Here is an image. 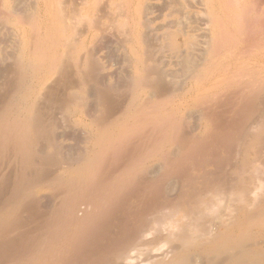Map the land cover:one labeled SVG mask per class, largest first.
Wrapping results in <instances>:
<instances>
[{
	"label": "bare ground",
	"instance_id": "obj_1",
	"mask_svg": "<svg viewBox=\"0 0 264 264\" xmlns=\"http://www.w3.org/2000/svg\"><path fill=\"white\" fill-rule=\"evenodd\" d=\"M32 3L0 0V27L17 41L13 79L0 50V82L11 72L1 84L11 95L0 104V264H264V36L247 34L264 4ZM154 13L164 23L151 31ZM113 31L132 79L117 110L94 88L105 83L95 46ZM197 121L225 132L226 154L190 139ZM71 129L88 146L67 163L56 141Z\"/></svg>",
	"mask_w": 264,
	"mask_h": 264
},
{
	"label": "rangeland",
	"instance_id": "obj_2",
	"mask_svg": "<svg viewBox=\"0 0 264 264\" xmlns=\"http://www.w3.org/2000/svg\"><path fill=\"white\" fill-rule=\"evenodd\" d=\"M21 1H23L24 3H27V4H30V3L33 1L34 4L32 3V5H36L35 2H37V0H32V1L28 0L30 3H28L27 0H21ZM26 1H27V2H26ZM238 1H239L241 4L244 2V0H238ZM248 1H250V0H248ZM252 3H253L254 5H257V7H258V4H259L260 6H262V5L264 4V0H252ZM260 6H259L258 8H260ZM198 8H201V6H198ZM216 8H218V5H217V4H216ZM194 10L197 11L196 9H192V11H194ZM37 11H39V9H38ZM39 14H40V11H39ZM156 14H158V13L147 14V16H145V17L148 19L147 21H149V22L152 20L153 17L156 19V20H155V19L153 18V20L151 21L152 23H150L151 31H152V29H154L155 26H156V27H159V24H160V23H162V24L164 23V22L160 19V17L158 18L159 14H158V15H156ZM37 16H39V15L37 14ZM40 16H41V14H40ZM41 17H42V16H41ZM156 17H157L158 19H157ZM37 18H38V17H37ZM149 18H151V20H150ZM38 19H41V18L39 17ZM156 24H158V26H157ZM162 24H161V26H162ZM262 24H263V25H262ZM3 26L6 27V25H3ZM3 26L1 25V27H0V28L2 29V32H1V29H0V38H1V40H0V41H1V43H0V50H2L1 48H3L2 53H4V52L7 50V53H10V54L8 55L6 52L4 53L5 55L3 54L7 59H6L3 55L1 56V57H2V60H4V58H5V61L7 60L6 63L4 62V63H5L4 65L2 64V65H3V69H2L1 71L4 72V68H6V67L8 68V66H9L8 70L12 69V70H10V71H12L13 74H12L10 71H8V73L10 72V73L12 74V76L14 75V76L12 77V76H10L11 74L9 75L8 73L5 74V73H2V72H1V73H2V77H1L2 82H0V85H1V84H2V85H3V84L7 85L6 83H10V82H11V79H9L7 82H6L5 80H3V79H6V80H7L9 77L13 79V78L16 76V73H14V72H16V71H15V67L12 66V65H15V64H14V63L11 64V62H12V61L15 62V61H16L15 59H16L17 57H16V58H13L12 61H11L10 57L12 58V56H13L14 54H15V55L17 54V50H16V49H17V46L15 45V44H17V43H16L17 41H14V40L16 39V38L14 37V36H15V32H12V31H11V30H14V28L11 27V26L9 27V25H7V27H9V28H7V27L5 28V27H3ZM262 26H263V27H262ZM156 27H155V28H156ZM257 27H259V26L257 25V26H256V29H254L253 31L249 30L248 33H247L248 36H249V34L251 35L250 37H252L251 39H253V40H257V38H259V37H261V36H264V32H263L264 30H262V29H264V20L261 21V25H260V27H259L260 30H259V28H257ZM3 28H4V29H3ZM5 29H7L8 32L10 31L9 34L13 33L14 35L11 34V35H13V37H12L11 35L8 36V35H7V31H6ZM9 29H10V30H9ZM261 30H262V31H261ZM5 31H6V32H5ZM212 31H213V30H212ZM212 31H211V32H208V34H209V35H210V34L212 35ZM220 31H221V30L219 29L218 32L220 33ZM250 31H251V32H250ZM4 32L6 33V35L4 34ZM114 33H115V31H113V32H109L108 34H106V35L104 34V35H105V36L108 35V37H109L110 34L112 35V34H114ZM2 34H3V35H2ZM252 34H254L255 37H254V35L252 36ZM4 35H5V36H8L10 39L12 38V40L9 42L8 45H9L10 47H12L13 49H15V51H14L12 48H11V49H10V48H6V47H9V46H7V45L5 46V44H7V42H8V40H7L8 37L6 38ZM111 35H110V37H111ZM10 36H11V37H10ZM105 36L103 37V39L98 40V43L101 41V42H100L101 44H100V43H99V44L97 43L95 47H97V45H98L99 48L97 47L96 49H98V50H99V49H102V48H103V49H102V50H99L100 53L98 52L99 54H95V55L97 56V60H98L97 62H98V64H99V70H98V71L100 72V73L98 72L97 74H100V76H103V75L105 76V75H107L108 77L105 76V77L102 78V77H100V76L98 75L97 79L100 78V79H102L101 83H102V82H103V83L105 82V83H104V85L101 84V87H99L100 84L98 83V80H100V79H98V80H97L98 87H94V88H96V90H99V91H98L99 93L101 92V93H100V94H101V95H100V100H101L102 97L107 96V93H108V96H110L109 99L111 98L110 101H111V102L113 101L112 104L116 102L115 104H116V105L119 104V105L121 106L120 108L122 109V108H123V104H122V103H125V101H126V103H127V101H128V100H127V99L129 98L128 95H130V92H131V91L129 92V90H130L131 87H132V86H128V85L131 84L130 80H132V79H131V77H130V76H131V72H130V71H131V66L129 65V63H125V62H124V61L127 60V59L122 58V55H120V54H124L125 57L127 56L128 58H130V57H129L128 52H126V51H128V50H127L122 44H120V42H122V40L119 42V41L116 39V41L119 42V43L117 42V44H119V46H118L117 44H116V45H117V46H116V45H115L116 41L113 40V39H115L116 37H113V36H112L110 39H108V38L106 37V39H105ZM115 36H116V35H115ZM248 36H247V37H248ZM250 37H248L247 39H249ZM3 38H4V39H3ZM5 38H6V39H5ZM254 38H255V39H254ZM2 39H3V41H2ZM10 39H9V40H10ZM121 39H122V38H121ZM5 40H6V41H5ZM108 40H109V41H110V40H113V41H115V42H114V43H113V41L109 42ZM249 40H250V39H249ZM4 41H5V44H4ZM12 41H14V42H12ZM2 42H3V43H2ZM11 42H12V43H11ZM251 42H253V41L251 40ZM10 43H11V44H10ZM13 44L16 46V48H15V46H14ZM102 44H104V45H103L104 47L102 46ZM3 45H4V46H3ZM114 45H115L116 47H119V49H120V50H118V48H117V49L115 48V49H116L115 52H116L117 54L114 52V50H115V49H114V47H115ZM120 45H121L122 47H121ZM13 46H14V47H13ZM101 46H102V48H101ZM123 47H124V49L126 50V51H125L126 53H124V49H123ZM4 48H6V49H4ZM8 49H9V50H8ZM96 49H95L94 51L97 52L98 50H96ZM104 49H105V50H104ZM111 49H112V51H113L114 53H112V52L109 53V52L111 51ZM122 49H123V50H122ZM11 50L14 52L13 55H12V52H10ZM120 51H122V52H120ZM113 54H115V56H114ZM10 55H11V56H10ZM99 55H100V56H101V55H103V56H105V55H106V56L109 55L110 58H108V56H107V57L105 56V57H104L105 59H104V58H102L103 56L100 57ZM119 55H120V56H119ZM8 56H9V57H8ZM16 56H17V55H16ZM3 57H4V58H3ZM13 57H15V56H13ZM123 57H124V56H123ZM102 59H103V60H102ZM122 59H123L124 61H123ZM101 60H102V61H101ZM254 60H255V61H254ZM258 60H260V59H258ZM121 61L124 62V63H121ZM105 62H106V64H105ZM107 62H108L110 65L107 64ZM114 62H115V63H114ZM127 62H129V59H128ZM253 62H254V63H253ZM255 62L257 63L256 59H253V60H252V64H255ZM2 63H3V62H2ZM258 63H259V62H258ZM114 65H115V66H114ZM5 66H6V67H5ZM11 66H12V67H11ZM106 66H107V67H106ZM124 66H125V67H124ZM1 67H2V66H1ZM126 67H127V68H126ZM7 68L5 69V70H6L5 72H7ZM102 68H103V69H102ZM129 68H130V69H129ZM13 69H14V70H13ZM111 71H112L113 73H111ZM129 73H130V76H129ZM4 74H5V75H4ZM7 74L9 75L8 78H7V76H8ZM109 74H110V75H109ZM113 74H114V75H113ZM125 74H127V75H125ZM112 75H113V76H112ZM3 76H4V77H3ZM125 76H126V77H129V78H125V79H124ZM114 77H115V78H114ZM180 78H181V76H180ZM129 79H130V80H129ZM108 80H110V82H109ZM125 80H126V81H125ZM177 80H178V79H177ZM179 80H180V85H182V90H181V92H182V93H183V92L185 93V91H187V90H185V89H186V88L189 89V84H188V83H187V84H182V83H185V81L183 80V78H181V79H179ZM179 80H178V82H179ZM9 81H10V82H9ZM114 81H115V82H114ZM116 81L118 82V84H117ZM124 81H125V83H124ZM127 81L129 82V84L126 83ZM4 82H5V83H4ZM99 82H100V81H99ZM106 82H107V83H106ZM108 83H109V84H108ZM113 83H114V84H113ZM107 84H108V86H107ZM125 84H126L127 86H126ZM2 85L0 86V88L3 90L4 87H2ZM102 85H103V86H102ZM111 85H112V87H115L114 90H113L112 87H110ZM113 85H114V86H113ZM120 85H124V86H120ZM104 86H105V87H104ZM117 86H118V87H117ZM184 86H185V87H184ZM103 87L105 88V90L108 88V90H107L105 93L103 92V91H104V88H103ZM109 87H110L111 89H110ZM122 87H123V88H122ZM126 87H129V88L127 89ZM99 88H101V90H100ZM102 88H103V89H102ZM124 88H126V89H124ZM1 89H0V90H1ZM109 89H110V90H109ZM4 90H5V88H4ZM4 90L2 91V93L4 92V93H3V94H4V95H3V98H2V93H0L1 99H5V97L8 98V97H10V95H11V94L8 95V91H7L8 89L5 90V91H7L6 93H5ZM93 90H95V89H93ZM96 90H95V91H96ZM111 90L113 91L112 94H111ZM95 91H94V92H95ZM108 91H109V92H108ZM116 91H117V92H116ZM119 91H120V92H119ZM0 92H1V91H0ZM94 92H93V97H95V99H96V97H99V95H98L97 91H96L95 93H94ZM123 92H124V93H123ZM125 92H127V93H125ZM128 92H129V93H128ZM181 92H179L178 94H181L180 96H181L182 98H180L179 95L177 94V98H179V100H181V99H185V98L183 97V94H184V93L182 94ZM10 93H11V92H10ZM96 93H97V94H96ZM117 93H118V94H117ZM5 94L8 95V96H6ZM94 94H95V95H94ZM102 94H103V95H102ZM114 94H115L116 96H117V95H118V96L116 97ZM122 94H123L124 96H123ZM125 94H126V95H125ZM104 95H105V96H104ZM4 96H5V97H4ZM112 97H113V99H112ZM114 97H115V98H114ZM121 97H122V98H121ZM124 97H125V98H124ZM7 98H6V99H7ZM177 98H176L175 100L178 102V99H177ZM6 99L4 100V102L1 100L2 102L0 101V104H2V105L7 104V103H8V102H7L8 99H7V100H6ZM10 99H11V98H9V101H10ZM97 99H98V98H97ZM97 99H96V100L93 99L94 101H96V104H95V102H93V105H92V107L94 106V107H93L94 109H92L93 111L90 109V111H92V112H91L92 114L95 112L94 115H97V114H98L97 111H99V112L102 111V108H101L102 106L100 107V103H101V101H100L99 99H98V100H97ZM114 99H115V101H114ZM116 99H117V100H116ZM118 99H120V100H118ZM121 99H122V100H121ZM186 100H188V98H187ZM97 101L99 102V104L97 103ZM121 101H122V102H121ZM183 101H184V100H181V101H179L178 103H181V102H183ZM6 102H7V103H6ZM117 102H118V103H117ZM119 102H120V103H119ZM177 102H176V103H177ZM126 103H125V104H126ZM178 103H177V104H178ZM115 104H113V105H114L115 109L117 110V109L119 108V105L116 106ZM125 104H124V106H125ZM2 105H0V106H2ZM101 105H102V104H101ZM5 106H6V105H5ZM2 107H3V106H2ZM99 108H101V109L98 110ZM1 109H2V108H0V110H1ZM121 109H119L118 111H120ZM94 110H95V111H94ZM91 113H90V114H91ZM100 113H101V112H100ZM219 113H220V116L223 114V113L221 114V112H219ZM223 115H224V116H223ZM223 115L220 117L221 119L219 118L220 120H223V122H222L221 125H220L221 127L219 128V127H218V124H217V128H219L220 130H224V131H225L226 127L224 128V126H223L222 124L225 122L224 120L227 119V117L225 118L226 115H225V114H223ZM217 116H218V115H217ZM223 118H225V119H223ZM220 120H217L216 123L221 122ZM218 121H219V122H218ZM216 123H214V124L216 125ZM197 124H198V127H196ZM197 124H196V126H195L197 129L195 128V129H194L195 131H194V130H193V131L191 130L192 134H191V133L189 134L190 139H191V140H193V139L196 140V138H197V136H198L197 139H200V140L202 139V140H204V142H206V141H207V142H211L210 144L206 142V145L209 144V145H211L212 147H213V146L215 147V145H216L217 147L220 146V151H221V153H222V154H226V152H227L228 150H226V149H227V148L225 147L226 144H225V141L223 140V137H222L223 135H221V134H223V133H225V132H228V131L222 132V131H220L219 129H215V128L212 126V128H214L215 130H217V134H216V133H214V132H216V131H215L214 129H212L211 126H210V125H214V124H210L209 127H208L207 125H206V127H205V125H203L201 122H198V121H197ZM215 125H214V126H215ZM201 126H202V128H201ZM204 127H205V128H204ZM207 127L209 128L208 131H207L208 137L205 138V137L207 136V134L205 133V130H206ZM221 128H222V129H221ZM233 129H235V128H233ZM233 129H232V130H229V131H230L229 133L232 134V133H233ZM212 130H213V132H212ZM218 130H219V132H218ZM226 130H228V129H226ZM67 131H68V129L66 130V132H67ZM73 131H74V132L71 133V132H72V129H71V131L69 130V133H70V134H69V133H67V134L65 133V136H64V134H63L62 138H59V139L56 141V145H57V146H64V148H63V149H64V150H63L64 152L62 151V153H64V154H62V155H63V157L65 156V160H67V161H65V162H67V163H69V162H70V163H71V162H73V163H74V162H77V161H79L78 159H80L79 157H82V158H83L84 155L86 154V147H85V146H88L87 135H86V134L84 135V133L79 132V131H78L79 133H77V130L75 131V129H73ZM234 131H235V130H234ZM203 132H204V133H203ZM210 132H211L212 134H211ZM220 132H222V133H221V134H218V133H220ZM80 133H81V134H80ZM198 133H199V134H198ZM200 133H201V134H200ZM229 133H227V134H229ZM77 134H78V135H77ZM205 134H206V136H204ZM213 134L218 135V136H212L213 138H211V140H210V137H211L210 135H213ZM231 134H230V135H231ZM191 135H192V136H191ZM200 135H201V136L203 135V136L201 137ZM77 136H78V137H77ZM81 136H82V137H81ZM199 136H200L201 138H199ZM220 136H221V137H220ZM60 137H61V136H60ZM83 137H84V138H83ZM191 137H194V138H191ZM216 137H217V138H216ZM218 137H219L220 139H218ZM224 137L226 138L225 134H224ZM81 138H82V139H81ZM221 138H222V139H221ZM225 138H224V139H225ZM190 139H189V140H190ZM213 139H214V140L216 139V140H218V141H221V140H222L223 143H222V141H221L222 144H220L219 142H216V140L214 141ZM191 140H190V141H191ZM57 142H58V144H57ZM82 142H83V143H82ZM85 142H86V143H85ZM64 143H65V144H64ZM131 143H132V146H137V145H139L138 142H134V143H136V145H135L133 142H131ZM137 143H138V144H137ZM41 144H42V143H41ZM62 144H63V145H62ZM214 144H215V145H214ZM224 144H225V145H224ZM42 145H43V146H46L45 144H42ZM140 145H141V146H147L146 144H144V145L140 144ZM140 145H139V146H140ZM209 145H207V146H209ZM222 145H223V146H222ZM65 146H66V147H65ZM79 146H80V147H79ZM129 146H131V144H130ZM78 147H79L80 149H79ZM224 147H225V149H224ZM77 148H78V149H77ZM83 148H85V149H83ZM76 149H77V151H76ZM81 149H82V150H81ZM223 149H224L225 151H224ZM61 150H62V149H61ZM84 150H85V151H84ZM78 151H79L80 153H79ZM81 151H83V154H81V153H82ZM76 152H77V153H76ZM67 153H68V154H67ZM69 154H70L71 156H69ZM77 154H78V155H77ZM196 154H197V155L200 154V155L202 156L201 153H196ZM196 154H193V156H192V157H194L193 159L201 157L200 155H199V156H196ZM72 155H74V156L77 155V157H74V156H72ZM67 156H68L69 158H68ZM71 157H72V158H71ZM74 158H75V159H74ZM76 158H77V161H76ZM69 159H71V160H69ZM72 160H73V161H72ZM80 160H81V159H80ZM1 198H3V195H2ZM0 200H1V199H0ZM2 201H3V200L0 201V205L3 204ZM1 203H2V204H1ZM45 207L47 208V207H49V205H48V204H45Z\"/></svg>",
	"mask_w": 264,
	"mask_h": 264
}]
</instances>
